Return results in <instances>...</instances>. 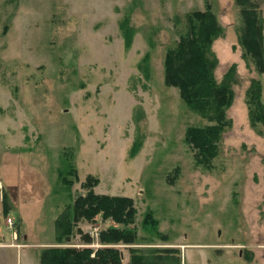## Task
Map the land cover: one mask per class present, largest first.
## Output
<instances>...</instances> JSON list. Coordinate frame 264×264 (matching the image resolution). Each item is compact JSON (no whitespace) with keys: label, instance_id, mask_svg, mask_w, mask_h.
<instances>
[{"label":"rangeland","instance_id":"1","mask_svg":"<svg viewBox=\"0 0 264 264\" xmlns=\"http://www.w3.org/2000/svg\"><path fill=\"white\" fill-rule=\"evenodd\" d=\"M208 8L223 29L214 77L233 94L226 126L165 82L168 52ZM242 15L236 0H0V238L29 245L0 264L96 250L112 229L133 241L110 245L122 264H264V73ZM89 177L97 195L133 199L134 220L82 217L57 244Z\"/></svg>","mask_w":264,"mask_h":264},{"label":"trees","instance_id":"2","mask_svg":"<svg viewBox=\"0 0 264 264\" xmlns=\"http://www.w3.org/2000/svg\"><path fill=\"white\" fill-rule=\"evenodd\" d=\"M242 8L245 18L241 44L252 55L260 72L264 73V45L257 9L253 0H236ZM253 2V4H251ZM253 9V10H252ZM223 33L217 15L209 8L195 11L189 16L187 31L181 35L177 46L168 52L165 67L167 86L177 87L184 102L198 113L211 118L219 125L226 126V109L231 104L233 94L225 85H219L214 77L217 60L211 53L213 41ZM257 85V83H254ZM99 183L94 177L88 178L86 187L90 189L87 196L78 200L73 216H61L55 223L57 244H64L74 224L82 217L94 219L99 213L104 218L112 217L120 224H129L134 220V201L128 197L97 195L93 187ZM94 184V186L92 185ZM9 196L3 195L4 214L8 215ZM86 207L85 214L80 209ZM80 208V209H79ZM82 245L90 246L95 238L78 230ZM131 237L126 232L112 229L101 233L100 244L103 247H49L43 250L40 264H122V252L111 244L128 241ZM70 241V239H69ZM133 264H141L134 262ZM142 264H164L151 262Z\"/></svg>","mask_w":264,"mask_h":264},{"label":"crops","instance_id":"3","mask_svg":"<svg viewBox=\"0 0 264 264\" xmlns=\"http://www.w3.org/2000/svg\"><path fill=\"white\" fill-rule=\"evenodd\" d=\"M28 246H29L28 244L25 245L24 243H21V241L17 239L16 235L10 242L5 241L4 238H0V258L5 259V263H6L11 253H15L17 251L18 254L15 253L17 257L21 256L20 250L25 249Z\"/></svg>","mask_w":264,"mask_h":264},{"label":"built area","instance_id":"4","mask_svg":"<svg viewBox=\"0 0 264 264\" xmlns=\"http://www.w3.org/2000/svg\"><path fill=\"white\" fill-rule=\"evenodd\" d=\"M2 190H3V187H2V185L0 184V200L3 198V196H2ZM9 223H10V225H13V224H12V219H9Z\"/></svg>","mask_w":264,"mask_h":264}]
</instances>
